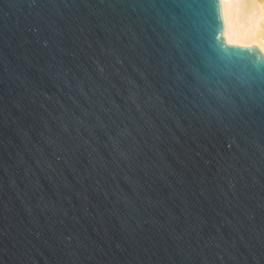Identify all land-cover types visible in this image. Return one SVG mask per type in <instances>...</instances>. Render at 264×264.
Here are the masks:
<instances>
[{
  "label": "water",
  "instance_id": "1",
  "mask_svg": "<svg viewBox=\"0 0 264 264\" xmlns=\"http://www.w3.org/2000/svg\"><path fill=\"white\" fill-rule=\"evenodd\" d=\"M221 0H0V264H264V54Z\"/></svg>",
  "mask_w": 264,
  "mask_h": 264
},
{
  "label": "bare ground",
  "instance_id": "2",
  "mask_svg": "<svg viewBox=\"0 0 264 264\" xmlns=\"http://www.w3.org/2000/svg\"><path fill=\"white\" fill-rule=\"evenodd\" d=\"M221 7L226 43L264 54V0H221Z\"/></svg>",
  "mask_w": 264,
  "mask_h": 264
}]
</instances>
